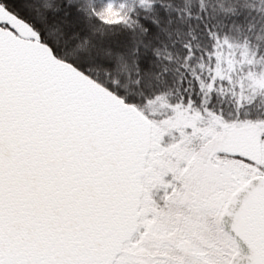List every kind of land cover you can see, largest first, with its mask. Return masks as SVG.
Segmentation results:
<instances>
[{
	"label": "snow or ice",
	"instance_id": "1",
	"mask_svg": "<svg viewBox=\"0 0 264 264\" xmlns=\"http://www.w3.org/2000/svg\"><path fill=\"white\" fill-rule=\"evenodd\" d=\"M0 264H264V0H0Z\"/></svg>",
	"mask_w": 264,
	"mask_h": 264
}]
</instances>
